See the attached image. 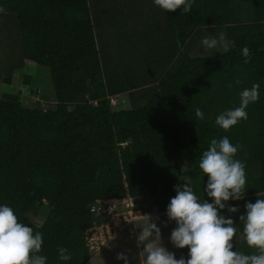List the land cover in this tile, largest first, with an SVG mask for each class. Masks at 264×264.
Masks as SVG:
<instances>
[{
	"label": "trees",
	"instance_id": "trees-1",
	"mask_svg": "<svg viewBox=\"0 0 264 264\" xmlns=\"http://www.w3.org/2000/svg\"><path fill=\"white\" fill-rule=\"evenodd\" d=\"M128 4L131 12L122 9ZM0 7V18L18 27L21 61L49 70L55 96L46 110L0 96V206L43 234L38 254L46 264L89 262L85 232L102 221L90 212L96 203L138 198L146 213L163 214L182 183L211 203L198 162L210 140L224 136L241 146L235 158L245 162L246 188L241 200L226 202L239 212L221 214L238 227L232 250L257 252L239 216L246 202L264 198L256 196L264 193V0H193L182 15L154 0H0ZM216 32L234 41L227 52L201 44ZM253 84L259 99L247 120L227 131L216 125ZM121 95L129 108H115ZM61 247L70 260L59 259ZM178 253L187 258L188 248Z\"/></svg>",
	"mask_w": 264,
	"mask_h": 264
},
{
	"label": "clouds",
	"instance_id": "clouds-1",
	"mask_svg": "<svg viewBox=\"0 0 264 264\" xmlns=\"http://www.w3.org/2000/svg\"><path fill=\"white\" fill-rule=\"evenodd\" d=\"M154 4L167 12L182 8V15L191 12L193 0H154ZM5 11L0 7V12ZM201 44L206 49L227 52L234 41L220 33L218 37L205 36ZM242 54L247 64L250 50L244 47ZM235 83L240 81L237 79ZM239 95V106L221 112L215 119V124L225 131L241 120H247V107L259 99V84L243 89ZM195 115L204 119L200 108L195 109ZM240 147L224 136L211 139L207 150L203 151L198 167L208 177L204 192L211 203L199 198L187 183L174 186L176 194L166 208L167 222L174 221L176 225L169 240L177 249L187 247V258L181 255L177 259L174 252L163 246L158 223L166 227L167 222L160 221L159 216L144 214L136 236V245L141 249L138 254L140 264H264V198H257L254 203L246 202L245 214L239 216L247 246L257 250L252 254L232 250L238 227L233 218L221 214L225 208L229 213L239 212V206L233 207L226 202L241 200L245 195L246 165L235 158ZM256 196H264V193H256ZM42 243V233H34L31 227L20 222L7 204L0 206V264H46L47 257L38 254ZM59 259H71L68 249H59ZM116 259L129 264V258L123 252L117 253Z\"/></svg>",
	"mask_w": 264,
	"mask_h": 264
},
{
	"label": "rangeland",
	"instance_id": "rangeland-1",
	"mask_svg": "<svg viewBox=\"0 0 264 264\" xmlns=\"http://www.w3.org/2000/svg\"><path fill=\"white\" fill-rule=\"evenodd\" d=\"M130 0H127V2ZM142 6H138L134 11L142 9ZM131 12L130 4L125 5L122 8ZM120 12V11H119ZM120 13H118L119 15ZM5 18V17H4ZM0 18V96L3 92H9L10 94L19 95L21 103L29 108L50 109L55 104L54 91L51 84L49 70L45 67L37 66L33 63H23L21 61V43L19 40V30L16 24L9 23L5 19ZM6 22V23H5ZM220 32H216L212 36L218 37ZM210 36V35H209ZM117 50H120L118 47ZM210 50V49H209ZM122 53V52H120ZM24 75L29 76L28 84L23 83ZM11 76L12 85H8L7 89L3 88L5 85L2 83L3 78ZM7 86V85H6ZM3 90V91H2ZM116 109L129 108L128 100L125 95L119 96L117 101H113ZM120 103H122L120 105ZM136 204L139 209H147V201L136 198ZM39 212H42L39 211ZM160 221L167 222L166 213L163 216H159ZM41 218L35 221L36 224H41ZM137 229L136 233L132 235L125 234L116 238L115 242H112L107 249H103L99 253L95 254L93 263L91 264H124L123 260H117V253H125L129 258V264H140L139 251L140 248L136 245V236L140 229L138 226L142 223V219L135 222ZM161 227L162 244L168 251L174 252L175 257L178 259V249L175 248L169 240L171 230L174 228L173 222H167V226L164 227L158 223Z\"/></svg>",
	"mask_w": 264,
	"mask_h": 264
},
{
	"label": "built area",
	"instance_id": "built-area-1",
	"mask_svg": "<svg viewBox=\"0 0 264 264\" xmlns=\"http://www.w3.org/2000/svg\"><path fill=\"white\" fill-rule=\"evenodd\" d=\"M136 198H129L125 203H96L90 212L101 222H93L86 230V247L90 256L107 248L116 238L135 233V222L148 214L137 206Z\"/></svg>",
	"mask_w": 264,
	"mask_h": 264
},
{
	"label": "crops",
	"instance_id": "crops-1",
	"mask_svg": "<svg viewBox=\"0 0 264 264\" xmlns=\"http://www.w3.org/2000/svg\"><path fill=\"white\" fill-rule=\"evenodd\" d=\"M11 85H12V82H11ZM7 87L8 86H4L3 88H5V90L7 89ZM3 91V90H2ZM165 213H163V214H152V216H163ZM137 225H138V223L136 224V228L135 229H137ZM135 233H136V230H135ZM125 236V235H124ZM115 242V241H114ZM107 249V248H106ZM105 250V249H104ZM92 257H94V256H92ZM93 258H91L90 260H89V262L87 263V264H91V263H93Z\"/></svg>",
	"mask_w": 264,
	"mask_h": 264
}]
</instances>
